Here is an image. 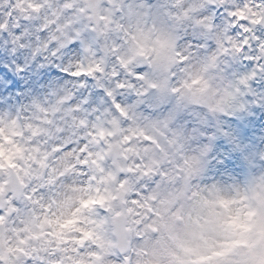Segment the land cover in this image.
<instances>
[{
	"label": "clouds",
	"instance_id": "1",
	"mask_svg": "<svg viewBox=\"0 0 264 264\" xmlns=\"http://www.w3.org/2000/svg\"><path fill=\"white\" fill-rule=\"evenodd\" d=\"M0 264H264V0H0Z\"/></svg>",
	"mask_w": 264,
	"mask_h": 264
}]
</instances>
